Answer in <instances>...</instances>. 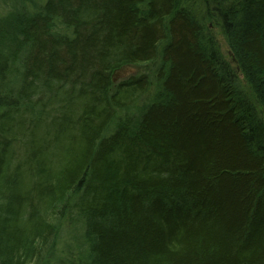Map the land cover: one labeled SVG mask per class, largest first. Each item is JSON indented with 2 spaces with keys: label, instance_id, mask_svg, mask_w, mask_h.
Instances as JSON below:
<instances>
[{
  "label": "trees",
  "instance_id": "1",
  "mask_svg": "<svg viewBox=\"0 0 264 264\" xmlns=\"http://www.w3.org/2000/svg\"><path fill=\"white\" fill-rule=\"evenodd\" d=\"M4 2L0 264H38L66 216L87 264H264V0ZM150 62L158 93L112 83Z\"/></svg>",
  "mask_w": 264,
  "mask_h": 264
},
{
  "label": "rangeland",
  "instance_id": "2",
  "mask_svg": "<svg viewBox=\"0 0 264 264\" xmlns=\"http://www.w3.org/2000/svg\"><path fill=\"white\" fill-rule=\"evenodd\" d=\"M4 13H6V5L3 0H0V16ZM207 25L218 42V48L221 49L224 58L227 60L226 62L230 65L231 70H235V72L233 71V78L238 80L239 89L245 90L249 94L248 85H246L241 72L236 68L235 59H232V53L228 47V42L225 40L226 36L223 33L220 17L216 16L214 20L210 18ZM137 69L143 71L145 67ZM81 231L82 223L77 218L64 217L52 244H49L46 247L47 249H40V252L43 253L40 256V261L37 260L39 261L38 264H87L86 260L87 256H90V251L88 245L80 237Z\"/></svg>",
  "mask_w": 264,
  "mask_h": 264
},
{
  "label": "bare ground",
  "instance_id": "3",
  "mask_svg": "<svg viewBox=\"0 0 264 264\" xmlns=\"http://www.w3.org/2000/svg\"><path fill=\"white\" fill-rule=\"evenodd\" d=\"M221 7L223 8V10H225L223 5ZM218 14L220 16V13H218ZM223 27L224 26L222 24V28ZM57 31H59L61 34L67 33V31H63V29L59 28V26L57 27ZM225 40L228 42L227 37L225 38ZM228 45H229V43H228ZM215 49H216V46H215ZM229 49H230V47H229ZM219 53L222 55L223 59L225 61H227L224 58L221 49H218V50L215 51V54L220 55ZM232 57H233L232 59H235L233 54H232ZM220 64H221V68L225 67L223 62H221ZM160 65H161L160 62H150L149 64H143V65L123 64V65L119 66L117 69H115L114 71H112V73L110 74V78H111L112 83L114 85H116V86L120 85V84H125L127 79L133 78L134 76H136L138 78H141L142 80L143 79H148L149 80V86L154 89V94H156V93H158L159 86L161 85V81L156 77V74H158L157 68ZM139 67H145V69L143 71H138L137 68H139ZM236 68L240 71V69L237 67V64H236ZM241 75H242L243 79L245 80L246 85H249L247 80H246V78L244 77V75L242 73H241ZM234 84H235L236 88H239L238 80H234ZM234 84H232L233 88H235ZM247 88H248V90H250L249 86H247ZM241 91H243V90L241 89ZM243 92L245 93L246 91L244 90ZM259 125L264 127V118H262V120H261ZM259 125H257V126H259Z\"/></svg>",
  "mask_w": 264,
  "mask_h": 264
}]
</instances>
